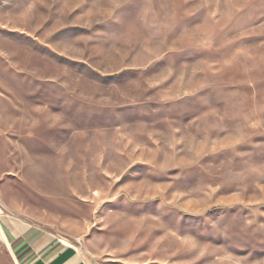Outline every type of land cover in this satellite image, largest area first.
<instances>
[{
	"label": "rangeland",
	"instance_id": "1",
	"mask_svg": "<svg viewBox=\"0 0 264 264\" xmlns=\"http://www.w3.org/2000/svg\"><path fill=\"white\" fill-rule=\"evenodd\" d=\"M0 206L88 264H264V0H0Z\"/></svg>",
	"mask_w": 264,
	"mask_h": 264
},
{
	"label": "crops",
	"instance_id": "2",
	"mask_svg": "<svg viewBox=\"0 0 264 264\" xmlns=\"http://www.w3.org/2000/svg\"><path fill=\"white\" fill-rule=\"evenodd\" d=\"M0 241L14 264H88L61 235L1 206Z\"/></svg>",
	"mask_w": 264,
	"mask_h": 264
}]
</instances>
